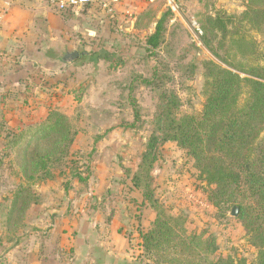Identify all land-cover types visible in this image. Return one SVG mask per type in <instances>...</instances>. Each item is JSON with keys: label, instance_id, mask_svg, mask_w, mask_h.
<instances>
[{"label": "rangeland", "instance_id": "rangeland-1", "mask_svg": "<svg viewBox=\"0 0 264 264\" xmlns=\"http://www.w3.org/2000/svg\"><path fill=\"white\" fill-rule=\"evenodd\" d=\"M31 1L39 4L38 0ZM170 1L122 0L117 13L109 11L114 4H109V9L103 3L76 10L52 7L66 24L63 35L58 32L65 47L58 46L57 58L46 63L41 56H27L23 34L13 29H25L26 21L31 24L29 14L14 13L25 10L28 3L0 0V125L24 131L58 110L77 130L67 163L55 171L52 181L36 184L28 183L18 169L16 157L21 151L11 155L3 151L6 132L0 133V264H62L71 258V242L67 245L65 241L61 218L91 213L106 219L120 210L131 220L128 226L132 229L140 226V232H146L150 228L156 213L132 180L155 130L161 88L142 83L131 86L130 82L135 75L149 79L155 69L162 70L160 63L166 64L169 80H164L163 88L178 97L180 115L202 113L207 98L203 62L226 66L208 49L195 45L190 21L214 16L218 11L238 17L247 3L176 0L180 7L174 13ZM163 19L164 43L150 51L147 39ZM243 25L240 34L256 45L257 55L254 59H235L246 68L264 66V27ZM29 44L32 47L31 41ZM73 52L79 57L65 61L66 54ZM246 92L240 97L241 104L248 97ZM151 176L155 198L169 214L184 218L190 234L213 238L218 257L247 264L256 259L257 250L249 243L239 216H232L231 209L225 218L216 217L193 159L176 143L160 147ZM21 187L29 188L39 204L27 210L24 226L12 234L5 207ZM19 220L16 216L12 222Z\"/></svg>", "mask_w": 264, "mask_h": 264}, {"label": "trees", "instance_id": "trees-1", "mask_svg": "<svg viewBox=\"0 0 264 264\" xmlns=\"http://www.w3.org/2000/svg\"><path fill=\"white\" fill-rule=\"evenodd\" d=\"M196 21L202 30L200 39L204 48L226 66L211 60L203 62L207 98L202 113L180 115L178 97L163 88L164 80H169L166 64L160 63L163 71L155 69L151 78L135 75L130 82L131 86L142 83L153 89L161 88L155 130L132 180L156 213L150 228L139 231L140 248L149 264H247L218 257L213 238L190 234L184 227V218L169 214L155 198L151 171L158 150L165 143L174 142L193 159L216 217L225 218L231 209L239 208L238 219L249 243L257 250L251 264H264V66L246 68L235 59L252 56L254 59L257 55L256 45L241 36L240 30L243 24L253 29L264 27V0H247L238 17L218 11ZM163 23L164 19L147 39L150 51L164 43ZM244 90L248 97L241 104ZM81 99L82 94L76 100ZM3 132L7 141L3 151L8 155L17 149L21 151L16 163L30 184L55 178V171L67 163L77 135L70 118L58 110L51 111L41 124L24 131L15 132L1 124L0 133ZM37 204L39 199L29 188L21 187L13 193L5 207L12 234L24 226L27 210ZM16 216L21 220L12 222Z\"/></svg>", "mask_w": 264, "mask_h": 264}, {"label": "crops", "instance_id": "crops-1", "mask_svg": "<svg viewBox=\"0 0 264 264\" xmlns=\"http://www.w3.org/2000/svg\"><path fill=\"white\" fill-rule=\"evenodd\" d=\"M25 1L26 4H32L31 0ZM60 1L62 0H38L39 4H27L25 10L22 8L14 10V13L21 14L24 12L29 14L33 20L38 18L36 23L33 20L31 24L26 21L25 29H17V26L13 28L18 30L17 34H23L28 57L38 58L41 56L46 63H50L51 60L57 58V47H65L64 40L61 39L62 43H60V36L63 35L64 28L66 29L65 21L61 14L52 9V7H57L58 11L64 10L59 8ZM108 1L95 0L93 4L103 3L107 5L105 2ZM120 6L121 3L114 4L109 11L117 13ZM108 7L105 9H109ZM77 28L75 27V29ZM59 31L61 35H59ZM30 41L32 47L29 44ZM90 214H85V217L61 218L63 224H65L62 233L66 237L67 245L68 241L71 242L70 250L73 251V253L71 252V258H68L62 264H149L142 257L140 229L138 228L140 226H137V229L129 227L131 220L124 216V211L119 210L117 212L118 216L115 215L106 219L98 215L93 217ZM99 223L103 224L102 228L98 227ZM55 224L56 221L53 222L54 226ZM66 231L73 232L67 234Z\"/></svg>", "mask_w": 264, "mask_h": 264}, {"label": "built area", "instance_id": "built-area-1", "mask_svg": "<svg viewBox=\"0 0 264 264\" xmlns=\"http://www.w3.org/2000/svg\"><path fill=\"white\" fill-rule=\"evenodd\" d=\"M95 0H62L59 2V8L60 9H66V8H72L73 10L79 9L84 6H89L94 3ZM121 0H110V4H118ZM109 5H105V8ZM170 9L174 13H178L180 5L176 0H171L169 3ZM190 27L193 29L194 34V43L198 48H204L202 42H201V36H202V30L195 20V18H192L190 21Z\"/></svg>", "mask_w": 264, "mask_h": 264}, {"label": "flooded vegetation", "instance_id": "flooded-vegetation-1", "mask_svg": "<svg viewBox=\"0 0 264 264\" xmlns=\"http://www.w3.org/2000/svg\"><path fill=\"white\" fill-rule=\"evenodd\" d=\"M79 57V54L77 53V54H66V56H65V61H71V60H73V59H76V58H78Z\"/></svg>", "mask_w": 264, "mask_h": 264}, {"label": "water", "instance_id": "water-1", "mask_svg": "<svg viewBox=\"0 0 264 264\" xmlns=\"http://www.w3.org/2000/svg\"><path fill=\"white\" fill-rule=\"evenodd\" d=\"M72 54H77V52H73ZM231 215L234 216V217H238V215H239V208L234 207L232 209Z\"/></svg>", "mask_w": 264, "mask_h": 264}]
</instances>
